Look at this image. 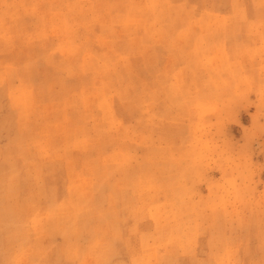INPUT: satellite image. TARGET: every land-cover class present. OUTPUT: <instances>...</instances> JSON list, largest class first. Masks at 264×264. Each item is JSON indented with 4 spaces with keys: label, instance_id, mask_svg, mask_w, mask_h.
I'll list each match as a JSON object with an SVG mask.
<instances>
[{
    "label": "rangeland",
    "instance_id": "rangeland-1",
    "mask_svg": "<svg viewBox=\"0 0 264 264\" xmlns=\"http://www.w3.org/2000/svg\"><path fill=\"white\" fill-rule=\"evenodd\" d=\"M0 264H264V0H0Z\"/></svg>",
    "mask_w": 264,
    "mask_h": 264
},
{
    "label": "bare ground",
    "instance_id": "bare-ground-1",
    "mask_svg": "<svg viewBox=\"0 0 264 264\" xmlns=\"http://www.w3.org/2000/svg\"><path fill=\"white\" fill-rule=\"evenodd\" d=\"M79 76V75H78Z\"/></svg>",
    "mask_w": 264,
    "mask_h": 264
}]
</instances>
